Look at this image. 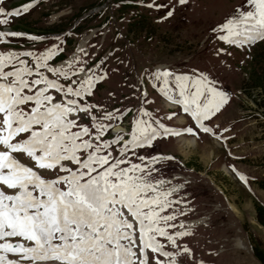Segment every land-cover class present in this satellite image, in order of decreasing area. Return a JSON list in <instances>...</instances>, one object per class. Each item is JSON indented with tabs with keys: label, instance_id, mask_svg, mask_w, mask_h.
I'll use <instances>...</instances> for the list:
<instances>
[{
	"label": "snow or ice",
	"instance_id": "snow-or-ice-1",
	"mask_svg": "<svg viewBox=\"0 0 264 264\" xmlns=\"http://www.w3.org/2000/svg\"><path fill=\"white\" fill-rule=\"evenodd\" d=\"M179 2L185 3L186 0ZM246 2L253 6V10L240 12L237 19H229L223 24L222 29L228 35L221 39L235 43L232 38L237 37L241 38V44L264 41V0ZM21 11H27V7L9 15L18 16ZM3 13L4 9L0 7V14ZM167 14L171 16L172 12ZM4 23L7 20H0V24ZM4 66V58L0 57V69ZM169 75L168 71L158 73V77ZM8 77H15L13 84H0V146L4 149L0 151V240L6 241L0 243V264H20L21 260L31 264H137V261L147 264V259L140 260L134 251L137 247L132 231L134 226L124 210L139 223L140 252L149 248L153 252L158 251L160 246L149 233L155 231L161 236L166 233L153 226L157 216L155 212L143 211L159 203L157 199L142 196L151 186L135 183L128 174L129 170H117L121 162L109 163V156L97 155L99 148L89 152L86 159H80L78 152L94 148L89 141L81 140L89 129L71 131L75 122L66 117L76 109L53 104L52 97L46 95L48 88L62 90L58 85L43 78L31 81L30 85L20 70L0 72V79ZM175 81L183 97L179 103L184 105V111L191 113L204 132H210L211 129L204 127L202 121L219 111L224 98L216 102L215 97L220 94L206 87L203 80L191 81L188 76L178 75ZM42 82L47 84L46 88L32 95L25 94V89L31 91L32 85ZM88 84L91 85L90 80ZM164 88L165 95L172 99L168 95L167 80ZM193 88L195 91H191ZM205 90L211 93V98L206 97L202 105L200 97ZM67 93L81 95L79 90L73 93L71 87ZM29 103H34V106L26 112L21 106ZM69 103L75 104V101ZM79 110L87 111L86 108ZM186 131L192 133L193 130L188 128ZM25 133L29 134L26 139L13 142ZM165 133L180 134L167 129ZM156 135V129L147 121L138 120L132 142L140 146L149 143ZM13 154H26L36 168L58 169L66 175L44 179ZM65 162L77 167L73 170L66 167ZM136 168L138 166L133 165V169ZM14 237L27 243L7 242L8 238ZM7 253L18 256L20 260L8 259Z\"/></svg>",
	"mask_w": 264,
	"mask_h": 264
},
{
	"label": "rangeland",
	"instance_id": "rangeland-1",
	"mask_svg": "<svg viewBox=\"0 0 264 264\" xmlns=\"http://www.w3.org/2000/svg\"><path fill=\"white\" fill-rule=\"evenodd\" d=\"M125 1L127 0H46L40 9L35 8L20 19H14L12 25L16 29L50 35L51 38L56 35L62 36L63 31L77 26L79 19L82 20L93 6H96L95 9H98L99 6L100 9H103L102 4L105 2L106 7L103 11L111 10L108 14L113 15L115 20L113 25L117 29L116 31L120 30V34L125 35L129 43L126 46L118 43L119 47L123 49L114 59L110 56L111 60L107 61L106 59L100 65L101 72L108 75L114 71L117 62L122 60L118 65L117 74L120 72L127 75L128 78L135 76L136 74L129 64V54H132L136 61L137 70L146 68L145 64L148 62V58L152 62L154 60L168 62L182 57L188 58L185 68L176 76H188L191 81L203 80L206 87H210L220 94L215 97L216 102L219 103L221 97L224 98V102L221 103L219 111L211 114L203 124L204 127L211 129L210 132H204L203 129L200 130L197 127H188L195 130L197 140L179 138L174 141L176 135H169L170 139L166 140L165 144L158 143L157 146L164 156L175 154L186 165L204 174L208 178L207 181H211L225 193L227 201L236 213L235 217L237 220L239 218L241 224L234 217L229 218L230 223H238L236 226L239 228L242 226L240 228L241 233L243 232L242 243L246 249L243 252L244 256L248 257L253 264H260L255 248L264 253V232L259 229L261 226L258 227L252 220L258 219L264 224V217L257 215V204L245 192L248 179L253 171L250 168L231 164L241 181V188L230 174L214 162V158L217 161L224 159V151L210 138V135L221 138V131L228 139L230 133L237 130L241 139L235 145L232 143L234 146L230 145V148L248 160L258 158V147L253 148L249 143L251 139H254V135H259L262 132L260 140L264 142V41L248 51H236L224 48V45L219 42L222 36L228 35L226 30H223L222 27L215 30L221 23L248 10L252 5L248 4L246 0H186L185 3H180L179 0H169V6L162 12L156 13L153 6L150 7L153 10H148L145 8L147 4L141 5L143 0H139L137 8L128 7L116 10ZM149 1L151 2V0ZM88 4L90 5L87 6ZM69 5L71 10H69ZM169 11L172 12L171 16L167 14ZM92 18L88 24L97 22L96 17ZM81 23L84 25L87 20H83ZM131 23L135 29L131 28ZM141 24L144 26L141 32H137L136 29ZM232 39L235 40V38ZM53 40H50L49 43ZM95 42H97V38H92L89 45L92 46ZM132 45L135 46L129 53ZM121 83L122 81L115 76H112L108 81L105 80V84L95 92V100L110 99L111 96L108 94L113 90V86H120ZM236 87L242 91L241 102H238L235 95ZM121 89L127 93L129 85L121 86ZM117 91L119 89L115 90V92ZM205 92L211 96V93L206 90ZM111 104L112 102L109 105ZM154 106L158 107L159 102L156 101ZM240 108L247 111L244 121L251 130L241 120ZM160 110L166 115L169 114L163 108ZM237 118L239 119L237 120ZM236 120L239 123H236ZM179 130L177 129V131ZM255 138L258 139L257 136ZM226 164L228 163L226 162ZM163 181L165 184L168 183L167 179H163ZM173 188L178 189L177 186ZM257 199L264 201L263 196L257 197ZM216 201L221 206L226 204L223 199H216ZM198 219L199 222L198 220L195 222L200 223V218ZM228 232L232 234L231 227L222 229L218 234L224 236ZM14 240L21 239L15 238ZM229 255L232 259L229 258ZM229 255L228 258H224L217 264H240L239 257L245 260L244 264H251L250 260L242 257L238 250H232Z\"/></svg>",
	"mask_w": 264,
	"mask_h": 264
},
{
	"label": "trees",
	"instance_id": "trees-1",
	"mask_svg": "<svg viewBox=\"0 0 264 264\" xmlns=\"http://www.w3.org/2000/svg\"><path fill=\"white\" fill-rule=\"evenodd\" d=\"M133 26V27H132ZM144 25L143 24H141L140 25V27H138L136 30H137V32H141V29H142V27H143ZM131 28H133V29H135V26L131 23ZM256 211H257V215H259V216H261V217H264V211L262 210V209H260L259 207H257L256 208ZM259 257H260V259L263 261V263H264V253H259Z\"/></svg>",
	"mask_w": 264,
	"mask_h": 264
},
{
	"label": "bare ground",
	"instance_id": "bare-ground-1",
	"mask_svg": "<svg viewBox=\"0 0 264 264\" xmlns=\"http://www.w3.org/2000/svg\"><path fill=\"white\" fill-rule=\"evenodd\" d=\"M4 83H5V82H1L0 84H4ZM5 85H6V84H5ZM186 146H187V145H186ZM161 184L163 185V184H165V182L162 180V181H161ZM173 187H174V186H173ZM173 187L170 188V190L168 191L169 193L175 191V188H173Z\"/></svg>",
	"mask_w": 264,
	"mask_h": 264
}]
</instances>
